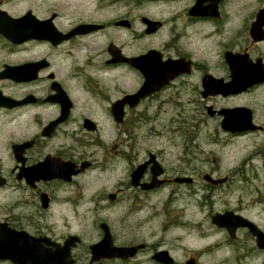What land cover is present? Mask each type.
I'll list each match as a JSON object with an SVG mask.
<instances>
[{
    "label": "flooded vegetation",
    "instance_id": "flooded-vegetation-1",
    "mask_svg": "<svg viewBox=\"0 0 264 264\" xmlns=\"http://www.w3.org/2000/svg\"><path fill=\"white\" fill-rule=\"evenodd\" d=\"M192 2L148 33L137 0H75L69 11L64 0L40 3L35 10L22 8L24 0H0V24L12 32V37L0 32V227L8 238L10 229L59 243L89 238L88 229L73 231L71 219L73 213L86 216L91 206L115 211L113 221L97 222L91 238L141 247L91 263L89 245L82 250L81 239L71 251L73 264H264V170L253 164L257 158L264 162V0H207L202 7L210 11L199 12L190 10L197 0ZM164 28L172 38L157 48L162 60L187 58L188 73L122 102L141 90L145 76L113 52L145 55L155 48L148 38ZM191 28L197 32V58L181 43ZM27 31L55 36L23 39ZM70 33L57 42L58 35ZM128 74L132 81L122 84ZM192 78L198 130L211 122L215 139L225 143L260 136L255 150L237 164L204 158L197 165V157L186 156L170 163L140 139L121 137L129 133L130 115L147 114L154 105L181 112ZM116 104L123 106L120 122ZM240 118L251 120L252 127L225 129L226 120ZM105 120L112 134L105 132ZM90 171L109 178L91 195ZM185 186L197 197V245L170 234L172 226L187 224L179 221L186 207L176 206ZM58 209L65 210L63 231L57 229Z\"/></svg>",
    "mask_w": 264,
    "mask_h": 264
},
{
    "label": "rangeland",
    "instance_id": "rangeland-1",
    "mask_svg": "<svg viewBox=\"0 0 264 264\" xmlns=\"http://www.w3.org/2000/svg\"><path fill=\"white\" fill-rule=\"evenodd\" d=\"M81 1V0H79ZM65 10H72V6L75 0L65 1ZM43 3L42 5H50L51 0H24L22 8L25 10L32 8L36 9L37 5ZM192 0H180L176 2L167 1H152V0H137L138 4V15L148 16L154 19H162L168 15H171V11H181L184 10L186 6L192 4ZM84 3H78V5H83ZM75 5V4H74ZM172 35L167 28L162 29L160 32L148 38L153 47L161 48L165 42L170 40ZM129 39V36L128 38ZM142 40H139V46ZM181 43L187 50L194 53L197 58V32L194 28L189 30V34L185 37ZM132 81L131 74L126 75L122 78V84L130 83ZM193 78L190 83L186 84L185 92L182 94V101L184 102L183 109L181 112H173L170 108H158L153 106L152 109L147 114L130 115L127 120L128 132H121L122 138H138L145 142L146 148L152 152H161L163 156L167 158L170 163L177 161L180 156L186 157H197V165L200 164V160L207 158L212 160L213 158L221 160L225 165L227 164H237L245 156L250 154L255 150V142L260 138L259 135H251L244 138H238L227 143L222 141H217L215 139V132L211 126V122L208 123L207 127L202 130L197 129V93L193 92L190 88L193 84ZM105 132L112 134L113 130L108 127L109 121H104ZM145 148V147H143ZM256 168L255 170H264V162L257 158L253 163ZM249 172L251 170L250 163L246 168ZM116 179V178H115ZM112 176L110 179L111 184L115 181ZM86 182L88 183V193L93 194L102 187L103 182H108L109 178L106 174L100 173V171H90L86 176ZM203 184V182H201ZM186 193L183 194L181 199L176 202V206L179 209L186 207L185 216H180L179 221L186 220V226L175 225L171 227V235H183L186 241L191 244L197 243V197L188 190L187 186L184 187ZM3 192H0V202L2 200ZM61 210L58 209L57 212V229L59 231L65 230V220L61 215ZM83 212V211H81ZM69 216V211L66 212ZM73 218L71 223L73 225V231L76 232L77 229H88L89 238L82 239V250L88 247V245L99 241V238H91L96 235L97 222L99 220L106 219L110 222L113 221L115 216V211H98L92 209L90 206L89 212L86 216L72 214ZM83 223V226H82ZM168 238H171L168 236ZM202 243V242H199ZM197 245V244H196Z\"/></svg>",
    "mask_w": 264,
    "mask_h": 264
},
{
    "label": "water",
    "instance_id": "water-1",
    "mask_svg": "<svg viewBox=\"0 0 264 264\" xmlns=\"http://www.w3.org/2000/svg\"><path fill=\"white\" fill-rule=\"evenodd\" d=\"M207 0H197V4L192 9V11L206 10L210 11L211 6L203 8L202 3ZM212 1V0H211ZM148 25V32H154L161 27L160 21H153L147 17L143 18ZM11 26H5L0 24V32L6 33L7 35H12L10 30ZM51 33V32H50ZM50 33H28L26 32L25 37H38V38H51L55 35ZM67 35H58L57 41L68 37ZM160 53L157 50H151L147 55L140 57L137 61V66L144 70L146 69V59L149 62L147 71L145 70L146 82L144 87L137 95H130L127 98H135L139 96H144L158 89L161 85L166 83L169 79L178 75V71H188V64L178 63V61L171 60L167 62H162ZM119 59V55L116 54ZM122 60H127L132 63L134 59L132 58H121ZM171 68L173 72L171 75L166 72V69ZM7 75V74H6ZM18 73L14 77L18 78ZM253 81H247L245 85H251ZM115 110H119L118 106L114 107ZM117 119L123 117L122 113H115ZM249 123V124H248ZM251 124V120L240 118L238 120H226L224 122L225 129L231 131H242L248 129ZM206 178L211 180L210 176L206 175ZM182 180H189V178H182ZM213 182H216L212 180ZM215 222L219 221L215 218ZM7 229L0 227V260L8 259L15 264H72L71 259V247L75 246L77 242L80 241L79 238H67L64 245L53 242L50 238H33L26 233H17L14 231L9 232L8 238ZM47 245L54 246V249L47 247ZM92 253V262L94 260H99L101 258H111L117 256L125 257L127 253L134 252L136 247L132 248H121L116 247L113 244L112 238H103L98 243L90 246ZM165 253V252H163Z\"/></svg>",
    "mask_w": 264,
    "mask_h": 264
}]
</instances>
